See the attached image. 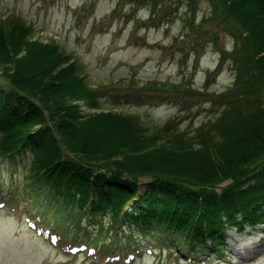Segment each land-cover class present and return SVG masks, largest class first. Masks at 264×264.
Instances as JSON below:
<instances>
[{"label":"trees","instance_id":"obj_1","mask_svg":"<svg viewBox=\"0 0 264 264\" xmlns=\"http://www.w3.org/2000/svg\"><path fill=\"white\" fill-rule=\"evenodd\" d=\"M210 1L238 75L193 133L104 110L107 88H91L74 58L18 17L0 21V163L28 155L27 195L45 224L106 252L149 237L219 262L225 228L264 225V0Z\"/></svg>","mask_w":264,"mask_h":264},{"label":"rangeland","instance_id":"obj_2","mask_svg":"<svg viewBox=\"0 0 264 264\" xmlns=\"http://www.w3.org/2000/svg\"><path fill=\"white\" fill-rule=\"evenodd\" d=\"M218 14L210 0H0V21L18 17L33 40L53 41L74 58L91 88H107L97 94L104 110L138 116L150 127L169 122L188 133L214 121L220 110L209 101L236 86L238 71L229 58L235 40ZM131 80L160 89L136 90L126 86ZM77 105L85 115L99 112ZM27 158L0 163V264H264L263 227L247 224L239 232L224 229V263L197 247L190 252L149 237L104 252L43 222L44 211L27 195ZM34 224L41 236L29 228Z\"/></svg>","mask_w":264,"mask_h":264}]
</instances>
